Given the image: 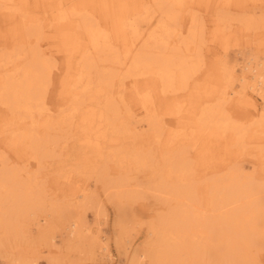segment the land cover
I'll return each instance as SVG.
<instances>
[{
    "label": "bare ground",
    "instance_id": "obj_1",
    "mask_svg": "<svg viewBox=\"0 0 264 264\" xmlns=\"http://www.w3.org/2000/svg\"><path fill=\"white\" fill-rule=\"evenodd\" d=\"M220 1L251 11L236 19L246 33L264 28L258 0ZM202 3L0 0V238L29 223L48 238L65 221L70 244L110 260L101 230L85 221L89 209L102 215L97 191L54 198L38 174L69 144L73 171L86 170L114 205L118 250L134 227L131 198L149 192L163 207L130 264H264V54L224 64L207 92L194 78L204 63ZM228 19L216 18L223 29ZM192 90L196 130L181 102Z\"/></svg>",
    "mask_w": 264,
    "mask_h": 264
},
{
    "label": "rangeland",
    "instance_id": "obj_2",
    "mask_svg": "<svg viewBox=\"0 0 264 264\" xmlns=\"http://www.w3.org/2000/svg\"><path fill=\"white\" fill-rule=\"evenodd\" d=\"M254 6L256 12L254 17L260 19L259 16L264 14V0L256 1ZM196 10L203 23L200 53L203 56L204 63L194 78L200 80L198 83L208 89L207 92H211L214 88L219 87L222 82L220 75L224 64L226 66L235 65L237 69L241 65L240 61L246 56L253 54L258 57L263 56L264 28H256L254 31L246 33L244 26L237 22L236 19L240 16H250L248 14L251 11L234 10L225 1L203 0L202 6L196 8ZM220 15H226L229 18L228 23H233L230 29L219 27V21L216 18ZM200 98L197 90H192L191 95H187L181 100L184 109L183 121L191 125V128L194 130L197 129L194 124L195 108L199 105ZM175 104L176 102L174 101L173 106ZM256 104L261 106L262 102L259 98H256ZM235 113L241 114L242 111L235 110ZM164 117L169 118L170 114L166 112ZM181 126L183 127L180 128V131H186L187 125L183 124ZM192 129L189 127V131ZM260 146L264 148V142ZM66 149L70 153H60V148H54L53 154H55L52 159L46 160L38 174L43 175V178L46 180V189L49 190V193L54 198L63 194L69 196V193L74 188L83 186H88L89 191H97L99 199L102 201L101 203L105 205L102 207V215L99 213L100 215L95 216L94 210L89 209L85 212V221L91 226L92 230H95L97 227L101 230L99 233L100 237L102 240L104 239L103 242L107 241L109 244L110 260L104 259L97 251H89L83 245H78V243L70 244L67 240L66 230L64 229L65 221H61L58 222V225L53 230L47 233L48 238H39L42 230L34 229L30 223L24 232L23 229H18L16 234H9L7 237L2 236L0 238V264H130L134 250L140 249L147 243V225L150 221L155 220L157 213L160 211L162 213L163 211V207H160V202L149 192H139V195L131 198L129 209L132 211L134 227L127 234L131 238H128L127 241L124 240L127 238L125 237L123 239L124 242L122 241V244L125 245L126 243L129 246L126 245L124 247L122 245V249L120 250L119 247V251L114 243V236L117 234L116 231H118L117 226L114 224L116 223L114 205L106 201L107 198L102 194L100 185H94L93 178L89 176L86 170L81 173L73 171L77 148H72L68 144ZM10 157L11 161H13V166L21 168L22 163L15 161L12 155ZM244 164L246 166V173L249 174L250 172L248 171L251 169L248 166L249 163L244 161ZM119 174H111L110 178L119 176ZM253 176H257V172L253 173ZM127 188L132 189V187ZM152 204L154 210L149 212V215L142 214L143 209L151 208ZM129 227L130 224L127 225L128 229ZM49 237H53L54 239L51 240ZM123 248L126 249L124 250ZM20 253L23 254V259H18ZM263 255L264 253L262 254V258H264Z\"/></svg>",
    "mask_w": 264,
    "mask_h": 264
}]
</instances>
